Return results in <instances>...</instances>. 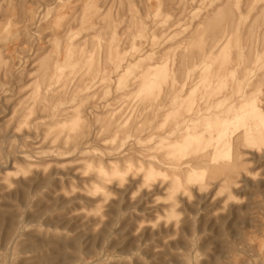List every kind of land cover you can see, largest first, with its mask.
Instances as JSON below:
<instances>
[{"label": "rangeland", "instance_id": "1", "mask_svg": "<svg viewBox=\"0 0 264 264\" xmlns=\"http://www.w3.org/2000/svg\"><path fill=\"white\" fill-rule=\"evenodd\" d=\"M0 264H264V0H0Z\"/></svg>", "mask_w": 264, "mask_h": 264}, {"label": "bare ground", "instance_id": "2", "mask_svg": "<svg viewBox=\"0 0 264 264\" xmlns=\"http://www.w3.org/2000/svg\"><path fill=\"white\" fill-rule=\"evenodd\" d=\"M197 115V114H196ZM194 118H195V116H193ZM186 120H188V119H186ZM186 123H188V122H186Z\"/></svg>", "mask_w": 264, "mask_h": 264}]
</instances>
